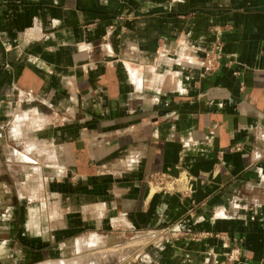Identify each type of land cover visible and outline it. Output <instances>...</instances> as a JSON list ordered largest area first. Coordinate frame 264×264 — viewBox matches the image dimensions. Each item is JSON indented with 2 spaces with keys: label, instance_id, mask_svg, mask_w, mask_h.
Listing matches in <instances>:
<instances>
[{
  "label": "crops",
  "instance_id": "obj_1",
  "mask_svg": "<svg viewBox=\"0 0 264 264\" xmlns=\"http://www.w3.org/2000/svg\"><path fill=\"white\" fill-rule=\"evenodd\" d=\"M142 237L140 264H264V0H0V264Z\"/></svg>",
  "mask_w": 264,
  "mask_h": 264
},
{
  "label": "built area",
  "instance_id": "obj_2",
  "mask_svg": "<svg viewBox=\"0 0 264 264\" xmlns=\"http://www.w3.org/2000/svg\"><path fill=\"white\" fill-rule=\"evenodd\" d=\"M222 55L221 41L219 37H216L204 50V57L200 67L199 76L205 78L213 74L219 67V61L222 58ZM159 186L162 187L163 184H160ZM192 237L196 238L195 235H192ZM239 242L240 240H236L233 246L227 247L224 260L217 264H239L241 257V249L238 245Z\"/></svg>",
  "mask_w": 264,
  "mask_h": 264
},
{
  "label": "rangeland",
  "instance_id": "obj_3",
  "mask_svg": "<svg viewBox=\"0 0 264 264\" xmlns=\"http://www.w3.org/2000/svg\"><path fill=\"white\" fill-rule=\"evenodd\" d=\"M103 232H105V233H102V234L106 235L107 231H103ZM143 238L144 237L136 239L138 241H136V242L134 241L135 243L132 244L133 245L132 247L128 246V248H124V250L122 249L123 251H119L118 252L119 255H121L119 257L125 259L124 261L119 260L118 262H116V261H114V262H104L103 264H133L132 261H134V263H136V264H140L141 262L138 261V259L141 258L140 256L142 254V251H143V249H145V248H143L144 247L143 245L147 244L146 243L147 242L146 239L145 238L143 239ZM153 240H154V238H153ZM148 249H151V246ZM147 251L148 250L146 248V252ZM70 256H71V258L74 257V255H70ZM126 258H127V260H126Z\"/></svg>",
  "mask_w": 264,
  "mask_h": 264
}]
</instances>
